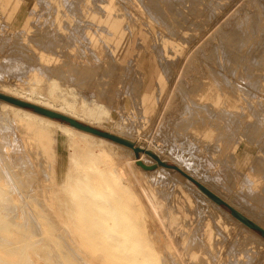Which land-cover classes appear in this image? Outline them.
Wrapping results in <instances>:
<instances>
[{
    "label": "rangeland",
    "instance_id": "rangeland-1",
    "mask_svg": "<svg viewBox=\"0 0 264 264\" xmlns=\"http://www.w3.org/2000/svg\"><path fill=\"white\" fill-rule=\"evenodd\" d=\"M46 1L47 0H42V2L40 4V0H37V1L36 0H21V1L20 0H0V25L2 24L4 26L3 29H1L2 25L0 26V33H1L0 35H2V36H4V35L6 36L7 35L8 36V34H10L13 31L15 33H17L18 31H16V30H18L19 27L20 28L22 27V25H20L21 22L24 19H28L30 21V24L27 27V28H29V30H28L27 33H25L26 34L25 37L28 39V38H30L33 35L35 26L36 27H38V25L40 26L41 25L40 22L43 21V23H42L43 26H40L41 29L43 30L44 27H45L44 25L47 26V24H48L49 27L53 30L52 31L53 33H51V34L55 35V39H59L58 40L59 44H58L57 40H56V44L60 45V46L57 45L58 47L56 46L57 47V55H55V56H50V55L44 53L43 50H41V49L38 50V53L42 56V59H40V60H39V58L36 59L37 60L36 64L38 63V65H37L38 67L41 65L40 69L37 68V66L35 68H33L34 67L33 65H30L29 63H27V61H24V60H23V62H24L25 65L22 64V63H20L21 65L20 64L18 65V63H16V58L15 57H10L11 55L9 56L8 53H5V52H7L6 50L3 51V52L0 51V100L2 102L4 101L5 103L20 107V108H22L24 110H28L30 112H33V113H36V114H39V115H43V116H48V115H46L45 113L41 112L40 110H46V111L54 113V114H56L58 116H62L64 118H66V119H70V120L74 121L75 123H77V124H79V125H81L83 127L89 128L91 130H86L84 128L77 127L76 125H74V124H72V123H70L67 120H64L62 118H56V117L48 116V117H50L51 119L57 121L60 124L77 127L79 129L87 131V132H89V133H91V134H93L95 136H98V137H101V138H105V139H107L109 141H113V142H116L118 144L126 146V147H122L121 149H119V147L117 145H114V144L111 145L110 144L108 146V148L110 147L111 150H112L111 157H112V159L114 161H116L118 159H119L118 161H123L124 159L127 160V158H130V160L131 159L134 160V164H136V165H134V164L133 165L136 166V167L138 166L137 167L138 169L136 168L135 171L139 172L141 174V176H138V178L136 180L134 179V176L131 175V174H129L127 176L128 180H126L124 178H121V177H124L123 175L121 177H119L118 179H116V180L112 178V180L109 181L108 186L113 187L114 188L113 189L114 192L122 198V204H123L122 210H123L124 214L127 213L126 218L129 217L128 218L129 219V223L128 224L130 225V227H128V230L134 232L133 233L134 235L132 237H128V239H126L128 241L127 245L128 246L130 245V247H132L134 244L138 243V247L140 246L141 249H136L135 250L136 247H134L133 249L132 248L128 249V251L126 250L127 252L125 250H123V251L118 250L114 254H112L113 256L112 255L111 256H107V260L111 264H115V263L116 264H137V262L136 263H130V262H135V260L139 261L140 258L147 257L146 264H154V263L155 264H162V263H160L162 261L166 262L168 264H172L173 262H175V263L177 262L176 264H178V262H180V264H183V261L186 262L184 264H195L196 262H198V264H199V261L201 262L200 264H206V263L207 264H212V263L213 264H229V263L233 264L231 261L228 262V259L230 260L229 257H225L226 256V251H228L229 243L231 241L235 240L236 237H237V240L240 239L238 233L242 232V230L239 229V228H238L239 229L238 230L237 228L232 227V226H230L229 223H227V224H229L227 227H229V226L230 227L229 228H227V227L226 228H222L221 229L222 231L220 233H222V232L223 233L222 234H216L217 231L214 229L213 224L210 221H205V222L209 223V225L207 223L203 222L202 223L203 228H202V226L200 228L199 224H197V218H196L195 214L193 212L191 214V212L188 209L186 211V206H187V204L189 202H191V203L195 202L197 205H200V204L203 205L204 204L205 208L210 209L209 211H212V212L216 213L218 216L222 215L221 216L222 219H220V222H219L220 224L219 225L222 224L221 223L222 221L228 222L227 220L232 215L233 216V217H231L232 219L235 217L240 222H242L244 225H246L249 229L254 231L255 234H254V232L252 234H254V236L256 238H258V236L259 237L261 236L264 239V229L261 228L258 225V224H261V223L258 222V220L256 221V219H254L252 216L246 215V213H244L240 209H239V212H238V209H235L234 207L232 208L231 206H229L224 201L218 202V201L214 200L207 192H205L203 190V188L206 189L208 192H210V193L214 194L215 196H217L214 193V191H213L214 189L212 190V188H210V187H209L210 189H207L206 187H203L196 179L191 178V177H189L186 174H183V172L179 169L180 161L184 160L187 163L190 161V163L193 164V166H196V170H194V171L201 178V181H202L204 176H209V177H214V178L216 177L217 178L219 176L218 174H220V176H222V177L223 176L224 177H226V176L228 177L229 176L228 178H230V179H228V182H231V183L233 182L232 184H234V183L236 184L237 181L240 182V180H241L240 183H242V179H241L242 177L241 178L240 177L237 178V176L234 175V173L232 175L233 170H231L232 168L229 166V163L227 164V161L224 159V157L221 156L220 157L221 160L219 159V156H220L219 155L220 154L219 150L221 148V145H219L218 142H219V139H223L224 137H225L224 139H230V138L231 139H235L236 138L237 140H239V139L245 140L246 139V141L242 142L241 151L238 150L239 149L238 147H232V148L228 147L229 149H228V151H226L228 153L229 150L231 149L230 153L233 151L235 153V155H238V154L240 155L241 161L244 162V164H243V166L241 168L242 171L245 172L246 169H247V171L252 170V169H250L251 166L247 167L245 165L246 162L249 160V158H252L253 156H256V155L264 157V152H262V151H264L263 150L264 146L262 147L261 143L257 144V143L253 142V141H256L255 136L252 139V136L256 132V130H257V133H255V134H258V131L260 130L258 128V125L260 123L258 124V122H256V117H258V113L260 112V109L262 110V107H261L262 104H260V103H262V102L264 103V65H262V64H264V60H263L264 59V50H262V49H264V46H263V44H264L263 40L264 39H262V38H264V33H262L264 31V29H263L264 28L263 27L264 24H262V23H264L263 22L264 21V15H263V18H262L263 20L261 18L258 19L257 16H256L257 12L259 14V11H260L261 8L264 10V7H263L264 6V0H220V1L219 0H214V2H212L213 1L212 0L211 2L213 3L212 4L213 8H212L211 5L210 6L207 5L206 0H204L205 2L203 0L199 1V2L197 0H186V2L188 1L189 3L183 4L184 8H185V5L188 7V9H189V7L199 5V6H197L199 9L198 8L195 9L196 7L190 8V10L188 12H187V10H188L187 8L184 9V8H182V5H180V3H177V5H179V6L178 7L176 6L174 8H176V10H177V9H180V6H181V9L183 10V12L186 10V12H185L186 15H189V18H187V19H190L189 20L190 22L192 21L191 19H193L192 22H194V20L196 19L195 20L196 24L195 23L193 24L191 22L192 25L187 20V22H186L187 26H188L187 30H186L187 26H185L186 23L185 24L182 23L181 26L184 24L185 29H183V26H182L181 28L183 30L179 29L180 32L178 31L179 32L178 35H177V32H175L176 30H173L175 32V34H173L174 32L169 31V28L166 30L167 26L162 27L163 24H159L157 22L155 24V21L153 20L154 21L153 22L152 19L149 18V15L146 14L147 11H145L146 10V9H144L145 7L142 8L143 5H141L142 6L141 7L139 5L140 2L137 1V0H135V1L133 0L134 2H132V0L131 1L129 0L130 2L129 1H125V0H120V1L117 0L118 2L116 0H101L102 1L101 2L99 0L100 4H99L98 0H97L98 3L96 2V0L95 1L94 0H85L86 1L85 3H83L84 1L83 2L81 1L83 3V4L81 3V7H82L81 11H82L83 14L80 12L82 14L83 19L85 17V21L81 19V23L79 22L82 26L78 23V27L80 29V32H73L72 33V31H71L72 35L75 36V37L70 35L71 34L70 33L71 29L70 30L66 29L65 31L63 30V29H65L64 26H63L64 25L63 22L65 21L66 16H65V14H61L60 13V11L62 9H61V6L59 5V0H48L49 3H50V9L49 8L48 9L50 11L46 10V7L44 8ZM73 1H75V0H73ZM92 1L94 3L96 2L97 4L95 3V5H94ZM123 1H124V3H123ZM144 1H146V0H144ZM144 1H143V3L145 4ZM258 1H260L259 3L261 4V6L258 3ZM146 2L148 3L149 0H147ZM196 2H198V4H196ZM200 2H201V4L204 2L203 3L204 5L203 4L201 5ZM36 3H39V4H36ZM115 3H117V4H115ZM119 3H120V7L118 6ZM131 3H134V4H131ZM193 3H195V4L193 5ZM205 3H206V5H205ZM121 4H122V6L124 8L121 6ZM256 4H257V6H255ZM39 5H40V7H39ZM132 5L133 6L136 5V6L133 7ZM258 5H259V7H258ZM52 6H53V8H51ZM97 6H98V9H97ZM56 7H57V10L55 9ZM86 7H87V10L85 9ZM91 7H93V8H91ZM95 7H96V9H95ZM203 7L205 9L208 7V9L205 10ZM214 7H215V9H214ZM234 7L236 8V10H235ZM119 8H122V9H119ZM174 8H172V10H173V11L171 10L172 12H174V10H175ZM200 8H202L204 11L202 9H200ZM101 9H103V11ZM124 9H126V11ZM255 9L256 10L258 9L257 12L255 11ZM52 10H53V13H54L53 14L54 17L57 18V21H58L57 24L59 23L58 25H60L61 27L58 26L57 24H55V25L53 24L54 21H52V19H54V17L52 16V13H51ZM54 10L57 11V12H55ZM120 10L123 11V12H121ZM136 10H137V12H136ZM138 10L140 11V13H142L141 15H140V13H138L139 12ZM176 10H175V12L177 13L178 11H176ZM193 10H195V11L193 12ZM201 10L203 11L204 14L202 13ZM48 11H49V15L47 14ZM249 11H251V12H249ZM126 12L129 13L130 17L132 15V20L134 19L133 21L130 20L131 18H129L128 15L124 14ZM210 12L212 13V16H211ZM252 12H255V13H252ZM65 13H67V12L65 11ZM191 13L194 15L195 19H194L193 16H192L193 18L190 16ZM196 13H199L200 15L198 14V16H197ZM260 14H261V12H260ZM260 14L258 16H260ZM248 15H251L252 17H255L257 19L252 18L251 16H248ZM64 17H65V19H63ZM71 17H73V16H71ZM239 17L243 20V22H241V19ZM246 17H248L247 20H246ZM260 17H262V16H260ZM40 18L42 20H40ZM43 18H45V20H47V19L48 20L44 22ZM19 19H20V22L16 23ZM38 19L40 20V22H39ZM137 19L138 20L140 19L141 21H138ZM237 19L239 20L238 22H237ZM248 19L251 20V23H253L252 22L253 19H255L257 21H260V20H262V21H261V23L257 22V23H254L253 25H251L250 22H249L250 20L248 21ZM135 20H136V22H135ZM244 20H246L245 22L248 21L249 24H247L245 26L244 25L245 24ZM61 21H63L62 25H61ZM75 21H76V19H75ZM82 21H84V22H82ZM86 21H87V23L89 22L90 24L85 25ZM130 21H131V23H130ZM31 22H33L32 25H31ZM132 22H135V23L132 24ZM234 22H236V23H234ZM239 22L243 23V25H240ZM7 23L9 25H7ZM188 23L191 25V28L189 27ZM72 24H75L74 20L72 21ZM127 24L129 26H127ZM147 24H148V29H146L147 28ZM236 24H237V26H236ZM257 24L261 25L259 27H261L263 29V31L261 30L262 32L259 31L261 28H258L257 29L258 33H257V30H256V27H257L256 25ZM84 26H87V28H83ZM250 26H252V28ZM62 27H63V29H62ZM104 27L107 28V29H111V31H113V34L115 35V42L114 43L122 50V51L120 50L121 51V55H119V56L116 55V57L122 63H124L125 60L128 57L131 56L132 52L139 53V55H141V58L138 59V60L136 58L133 68H135V70L136 69L139 70L141 72V74H143V75H141L142 78H143V81H145L147 78H150V80H147L146 85H144V82H142L143 84L140 85L141 87H139V88L137 87L131 93H129V94L126 93L123 96L120 95L121 99H119V98H117L115 96H112L114 101H113V99H111V100L109 99L108 100L105 97H103V99H102L103 95H101V94H100L101 95L100 99H102V100H100V99L98 100L99 94L96 93L93 89L91 90L88 86H85V84L84 85L82 84L83 87L85 86L83 88L80 84L77 85L76 83L74 84V83H68V82H65V81L58 80L53 74H50V72L47 73V71L44 70V68H46V67L63 64V60L65 59L64 61H66V58L63 56V54L68 51V49H66V48H69V47L71 48V50L69 49V52L73 53V56L71 54V56H70L71 59H69V61L80 62V64L82 66H83V63H84V65L87 66L88 64H90L89 63L90 60L93 59L91 62L99 64L101 60L98 61L97 59L92 58L91 55L89 56V53H88V50H87L88 48H86V47H88L87 44L89 42H87V39H83L84 37L81 36L82 34L81 35H79V34L81 32L83 33V31H84L83 34H85V35L87 34L86 36H88L90 41L93 42V46H95V44L96 45L98 44L97 45V50L100 51V49L103 50L102 46H105V45L106 46H110L109 45L110 42L107 41L108 38H107L106 32L101 31V30H103ZM131 27H132V29H131ZM59 28L61 30L62 36H61V34L59 35V33H58L60 30H57V29H59ZM4 29L8 33L7 32L6 33L3 32V31H5ZM9 29H13V30L10 31ZM95 29H96V31H95ZM153 29H154V31H153ZM219 29H221L220 32H223V34L225 33L224 35H225L226 39L225 38L224 39L226 41L228 40L227 37H229V39H230V37L232 35H235L237 33H241V34H237L238 37H240V36H242L243 33L245 34V31H247V34H249V36L247 34H245L244 37L242 36L244 38V41H242L243 38L240 37L241 39L237 42V45H236V42H234L235 43L234 44L233 41H231V39H230V40L227 41V42H229V44L226 43L227 44L226 45V44H224L226 41H223V39H221V41H220V39H219V38H221L220 36H222V35H218V34L216 35L217 32L219 33ZM54 30L56 31V33H55ZM66 31H69V32L66 33ZM164 31H166V32H164ZM185 31L187 32L186 34H185ZM234 31H236V32L239 31V32L236 33ZM255 31H256V33H254ZM62 32L66 33V37H64L65 33L63 34ZM94 32H96V33L94 34ZM132 32H133L134 35H132ZM169 32H171V36H170ZM138 33H139V36H138ZM226 33H227V35H226ZM261 33L263 35L260 38L259 36H257V34L260 35ZM30 34H31V36H30ZM172 34L175 35V37H173ZM182 35L184 36V39L182 38ZM2 36H0V38H2ZM69 36L71 38L72 37L73 38L69 39L70 38ZM151 36H152V38H151ZM246 36H247V40L245 39ZM138 37L141 38V41L139 40ZM179 37L181 38V40L179 39ZM14 38L15 37L13 35L11 37V41H13L12 39H14ZM65 38L68 39V40L65 41L66 40ZM74 38H76L75 41H73ZM155 38H156V40L153 41V39H155ZM60 39H62V40H60ZM63 39H64V41H63ZM77 39L80 40V41H76ZM98 39H99L100 42L97 41ZM182 40L184 42H182ZM60 41H62V42L60 43ZM158 41H160V42H158ZM28 42H29V39H28ZM64 42H66L67 44L71 42V43H73V45H76L75 42H78V43H77L76 46H73L70 43V45H71L70 46V45H67L66 43L64 44ZM83 42H84V44H83ZM142 42L145 44L144 46H143ZM262 42H263V44H262ZM62 43L64 45L69 46V47L66 46L61 51V45H63ZM80 43H82L83 45L80 44ZM137 43L141 44V46H140V44H139V46H137L138 48L140 47L139 49L136 47ZM29 44L31 45V47L34 46L31 42ZM134 44H135V46H134ZM155 44L157 46H159V45L163 46V48L165 50L164 51V56L171 63V64L169 63V67L170 68L168 66H167L168 68L166 67V65H167L166 63L164 65H161V66L157 65L158 58L156 57V55H157L156 50L155 49L150 50L153 46H156ZM233 44L236 45L235 49H237L238 47H240L241 49L238 48L237 50H235L234 47H233ZM240 44H242V45H240ZM218 45H219L220 48L218 47ZM222 45L225 46V47L227 46V47L226 48L225 47L221 48ZM80 46L82 47L81 48L82 51H80ZM229 46L230 47L232 46V48L234 49L235 52L233 50H231ZM134 47H136L137 49L134 50ZM168 47H169V49H168ZM213 47L216 48V49L214 50ZM243 47H246L247 49L249 48L250 50L249 49L247 50L246 48H243ZM33 48H35V46ZM76 48H77V50H76ZM141 48H145L148 51L150 50L152 53L148 52L149 55H146L147 51L144 50V53H143V49H142V51L140 50ZM224 48L226 50L223 51ZM228 48H229V50H228ZM111 49L114 50L112 47H111ZM59 50H60V53H59ZM216 50H219L220 54H222V55H220L219 52L217 53ZM230 50H231V52L233 51V53H231L232 56L231 55L230 56L234 57L233 58L234 60L236 58L235 61L228 54V52ZM238 50L239 51H243L242 52L243 54H241V52L239 53ZM78 51L79 52H83L85 55H82V56H84V57L86 56V57L85 58L81 57L82 58L81 59L80 58L81 55L78 56ZM248 51L250 52V54H249ZM225 52H227V54ZM246 52H248V55H247ZM215 53L218 54L217 56H219V58L215 55ZM234 53H235L236 56L234 55ZM223 54H224V56H223ZM239 54H240L241 57H239ZM6 55L10 58V60H8V58H6L7 57ZM214 55H215V57L218 58L217 60L214 58ZM242 55H245V56L243 57ZM59 56H61L62 58L59 57ZM226 56H228L227 59H229V60H230V58L232 59L230 61V63H229V60L224 59ZM248 56H250L251 59H249ZM211 57H212V59H211ZM87 58H89V59H87ZM153 58L156 60L155 61L156 64H155ZM206 58L207 59L209 58V60H207ZM237 58H240V61ZM241 58H242V60H241ZM106 59L108 60V57H106V58L103 57L102 58V60H103L102 61L103 62L102 67H104L106 65L105 64L106 63V61H105ZM134 59H135V57H134ZM210 59L213 62H214L213 59H215V61L219 60L221 63H222L223 60H225L226 63H224V61H223V63L225 64L226 68L224 67V65H222L223 63L220 64L219 61L216 62V63L214 62L215 63V65H214V63L211 62ZM245 59H246V61L248 63H246L244 61ZM176 60H177V62H176ZM193 60H195V61L197 60V62H195ZM203 61H205V62H203ZM208 61L210 62V64H209ZM26 63H27V65H26ZM174 63H176V66H175ZM205 63H206L207 66H210V69L212 67L213 70L212 69L211 70L213 72H215V74H216V71L214 69L219 71L222 75L226 76V77L225 76L223 77V78L227 79V82H224L226 84L222 83L224 81L223 78H221V77L218 78L217 75L215 77L216 79L217 78L220 79V80L222 79L221 81L219 80L220 83L224 84L223 86L221 85L222 87L220 86V84L218 85L219 82H218V80H216L214 78V76L210 77V79L213 78V80L211 79L212 81H208V82H212L211 85L213 87H215L216 86L215 83L217 81V85L218 86L216 87V89H218V87L220 89L223 88V89H221L223 92L221 91V93H219L220 89H218L217 91L214 92V95H212V97L215 100L216 99L215 96L216 97L220 96V98L222 96V98L224 99L223 102H225V100H226L225 107L227 105L229 106V104H230V106L228 107L230 109H228L226 107V109H228L227 111H226V109H223L224 112H220V110L216 111L211 106H210L211 109L209 108V110L211 111L212 109H214V110H212V111H215L214 113H212V111L210 113H208L207 112V111H209L208 109L206 111L202 109L203 106H205L207 103L211 104V102H214L213 100L212 101H207V100L203 99L204 94H205L204 93L205 92L204 89H199L198 90V89H194V87H193L194 85L197 84L196 80L194 81V79L203 78L204 82H205V80H207L208 74L203 71V68H201V66H203V64L205 65ZM211 63L213 64V66H211ZM81 65H80V67H81ZM171 65H173L174 67L171 66ZM85 66H83V67H85ZM162 66H163V69H162ZM177 66H179V67H177ZM197 66H198V68H197ZM254 66H255V68H254ZM13 67H16V68H13ZM83 67H81V68H83ZM234 67H235L236 70H234ZM166 68L168 70L170 69L169 70L170 72ZM186 68H187V70H186ZM200 68H201V70H200ZM232 68L235 71V72L234 71L233 72L236 73V74H234L232 71L231 72L233 74L230 73V70H232ZM120 69L121 68H119V69L117 68L116 69V73H118V75L119 74L120 75H119V78H118V75L116 74L117 75L116 76L117 79L115 78V80H118V79L121 80V77L123 75L127 74V73H128V75H126L127 76V80L128 79H130V80L133 79V75H132L133 72L129 73V72H127V70L125 68H123L124 71H123V69L122 70H120ZM42 70H44V71H42ZM254 70L255 71L258 70V71L256 73H253ZM120 71L121 72L123 71L122 72L123 74H121ZM164 71H166V72H164ZM124 72H125V74H124ZM204 73H206L207 75H204ZM166 74H168L167 78L165 77ZM129 75H130V77H129ZM231 75H233V77ZM38 77H39V79H38ZM248 78H250V79H248ZM257 79H259L260 81L259 80L257 81ZM130 80H128V81H130ZM229 80L230 81L232 80V81L229 82ZM181 81H184V82H181ZM249 81H251V82H249ZM233 82H236V83H234V85H235V87L238 86V88H234ZM116 83L119 84V80ZM213 83H214V85H213ZM236 84H238V85H236ZM162 85H164V86L161 87ZM227 85H228V87L230 89L227 88ZM230 85H232L233 87H231ZM239 85H240V88H242V89L239 88ZM28 86L30 87L31 91H29V88H27ZM120 86L121 85L119 84V87ZM31 87H33L34 89H38L39 88V92L42 93V95L44 94V92L45 93H53L54 94V99L51 102L53 107H50V106L46 105L45 98L42 97L41 94H39V95L38 94L37 95L33 94V92H32L33 88L31 89ZM154 87H155L154 94H153L154 102L152 104H150V105L148 104V106H146V107L143 106L141 104L140 100L139 101L137 100L138 95L144 89H145V91H149L152 88L154 89ZM191 87H192V89H191ZM244 88H245V93L246 94L243 93V91H244L243 89ZM236 89H237V91L243 90L241 92L244 95H247L248 92H249L248 96L249 97L252 96V97L249 98L248 96L247 97L244 96L245 98L243 99L242 98L243 95H241L240 92H237ZM196 90H198V91H196ZM229 90H233V91H229ZM248 90L251 91L252 95H251L250 91H248ZM179 91H180V93H179ZM190 91H191L192 94L190 93ZM230 92H231V94H230ZM233 92H234V94L237 97L233 94ZM235 92L239 93V95L236 94ZM184 93H186V94H184ZM96 94H97V96H96ZM256 94H257V96H256ZM234 96L236 97V99H235ZM239 96H241V97H239ZM118 97H119V95H118ZM135 97H136V99L134 100ZM188 97H190V98H188ZM232 98H234L233 101H232ZM238 98L242 99L243 103H242V100L240 101ZM96 99L98 101H96ZM192 99L193 100H197V101H195L196 103ZM246 99H247L248 103L245 102ZM32 100L34 101V103L40 104V106L41 105L42 106L40 107L39 105H35L34 103H32L33 102ZM186 100H187V102L185 103ZM203 100H204V102H203ZM229 100H231L232 102L228 104ZM116 101H118L119 103L116 102ZM70 102H72V103H70ZM75 102H76V104H75ZM68 103H70V104H72L74 106L76 105L75 107L78 109V111H73V112L76 113V115L71 113L72 111L67 107ZM188 103H190L191 105H189ZM192 103H193V105L195 104V106L200 104L199 105L201 107L200 109H202L201 112H200L199 107H197V106H196L197 108L194 107L196 110H194V108H193V111H195L197 113L199 112V114L194 112V115H193L191 113L192 112V107H193ZM201 104L202 105L205 104V105L201 106ZM248 104H250V105H248ZM79 105H82V106L79 107ZM134 105H136V106H134ZM231 106L232 107L234 106V108H231ZM48 107L52 108V109L49 110ZM60 107L61 108H65V111L61 110ZM134 107H136V110H135ZM187 107H191V108L187 109ZM235 107H239L238 110H237V108L235 109ZM250 107H251V109H250ZM259 107H261V108H259ZM87 108H90L89 110L92 109V115H95V116H89V114H91L90 113L91 111L88 113V115L85 114L83 111H85V109H87ZM132 109H134V110H132ZM138 109H140V110H138ZM256 109H257V112L259 111L258 113L256 112ZM140 111H141V113H140ZM239 111H241L240 114H239ZM254 111L257 114H255ZM203 112H204V114H202ZM227 112L229 114H231V115L229 116V114ZM222 113L224 114L223 116H222ZM234 113L236 115L238 114L239 117H240V115L242 113V115H241L242 117L239 118L238 120L235 119L236 121L234 119L232 120L231 117H232V115L234 117V115H235ZM251 113H254V114L252 115ZM186 114L189 115L188 116L189 118L186 117ZM207 114L208 115L210 114L211 116L209 115L210 117H208ZM227 114H228V116H227ZM243 114L245 116H243ZM246 114L247 115L249 114L248 118L246 117L247 116ZM196 115H198L199 117H197ZM203 115H205L207 117H205ZM212 115H213V117H212ZM254 115H257V116L254 117ZM192 116H194V117H192ZM219 116H221V117L219 118ZM226 116L229 117L228 120L230 119L229 120L230 122L232 121L231 124H229L230 123L229 122L228 125L231 126L232 123H233V125L230 127V129H229V126L227 127L228 120L226 119L227 118ZM250 116H252V118H250V120H249ZM202 117H204L203 120H202ZM244 117H246L245 120L243 119ZM182 118L186 119L185 120V124L186 125L184 124ZM191 118L192 119L195 118L196 122L192 121ZM224 119H226V121ZM168 120H169V122H168ZM187 120L188 121L190 120L189 124L187 123L188 122ZM222 120H224V122ZM233 121H235V124H234ZM253 121H255V122H253ZM257 121L260 122L259 119ZM91 123H93V124L91 125ZM203 123H205L206 125L203 124ZM236 123H238V124H236ZM210 124H211V126H209ZM214 124H215V126H214ZM219 124L221 125V128L219 127L220 126ZM223 124H225V125H223ZM176 125H179V126L177 127ZM181 125H183V126L180 127ZM184 125H185V128H184ZM190 125H191V127H189ZM197 125H200L202 128L200 126L197 127ZM212 126H214V127H212ZM211 127L215 128V130H212ZM223 127L224 128L226 127V129H224ZM196 128L199 129V130L196 131L195 130ZM208 128H209V133L210 134H208V131H207ZM238 128H239V130H238ZM249 128H250V130H249ZM182 129H183V131H182ZM201 129H203L204 131L201 132ZM225 130H227L225 132V134H228V135H225L223 133ZM247 130L250 131V132H247ZM176 131H177V133H176ZM185 131H186L187 135H186ZM178 132H180V134H178ZM189 132L192 133L189 136L192 137V138L194 137V139H192V138L190 139L189 138V140H186L188 138L187 137L188 134H190ZM206 132H207L208 135L207 134L205 135ZM213 132H214V134H213ZM236 132H238V133H236ZM246 132H247L248 135L251 134V135H249V136H251L250 138H248ZM201 133H203V136H202ZM220 133H223V134H220ZM230 133H232V134L229 135ZM240 133L243 136L240 135ZM233 134H234V136H233ZM182 135L184 137H182ZM244 136H246L247 138H245ZM233 137H235V138H233ZM256 138H257V136H256ZM67 139H68V141H67ZM185 140L188 141V142H186ZM195 140H197V142ZM201 140L203 142H201ZM215 140L217 142H215ZM184 142H185V145H184ZM251 142H253V143H251ZM189 143L191 145H188ZM213 143H215V145H213ZM69 144H70V141H69L68 136L65 135L64 133L62 134V132L58 131V133L56 134V140H55V142L53 144L54 147H55L54 149L56 150V157H55V161L56 162H55V165H56V174L58 176H59L60 170H61L60 167L63 168V170H61V171L63 172V174H65L66 173L65 171H67V168H68L69 164L71 163V161H69V160H70V155L73 152V148H71L69 146ZM259 145H260V147H259ZM135 146H136V149H134ZM191 146L192 147L193 146H196V147L199 146L198 147L199 149H197L195 147L193 149ZM215 146L216 147L217 146L220 147L219 150ZM127 149H130V150H127ZM215 149H217L218 153L216 152ZM148 150L154 151L155 154H151V152H149ZM260 150H262V151H260ZM212 151L214 153H212ZM143 154L146 155V156H144ZM247 154L248 155L250 154V155L248 156ZM141 155H143V157ZM120 156L121 157L123 156L122 160H121ZM179 156H180V160L177 159V158H179ZM181 156H182V158H181ZM136 158H137V160H136ZM144 158H145V160H144ZM83 160H82L83 163H86V160L85 159H83ZM177 160H178V162H177ZM184 161H182V162H184ZM228 161H230V159ZM123 162H125V161H123ZM221 163L223 164V166H221L222 165ZM257 164H258V166H257ZM259 164H260V162L255 164L256 168H259L258 170H260L262 168L261 166L263 165L262 163L260 164L261 166ZM226 165H227V167L229 169L227 167H225ZM124 166H125V163H124ZM229 170L231 171L230 172L231 174L228 173ZM146 172H148V173H146ZM176 172L181 173L188 180L184 181L183 185H180V186L175 185L174 187H173V185L170 186L169 189L170 190L173 189L171 191L172 192V197H171L172 199L168 201V199L165 196H164V198L160 197L162 195V193H163L162 190H164V189L162 188L161 183L154 184L155 183L154 182V178L156 176L157 177L155 179L159 178L158 175H163V177L165 175L164 178L166 179V176L168 175L167 176L168 179L170 177H171L170 180L173 179V180H171L172 182L170 181L171 182L170 184H172L173 182L177 183V181H174V180H176ZM226 172L228 173V175H227ZM143 173H144V175H143ZM85 175L86 176L89 175V177L91 179H93L95 177L94 176L95 174H93L92 172H88L86 169H83V171L81 172L79 177L82 178ZM142 175H143V177H142ZM212 175H214V176H212ZM230 175H232V176L230 177ZM153 176H155V177L153 178ZM235 176H236L237 179H235ZM239 178H240V180H239ZM129 180H131V181H129ZM231 180H233V181H231ZM136 181H139L137 186L135 184V183H137ZM139 183H140V185H139ZM189 183H191V184H189ZM143 190L149 196L148 197L149 201L146 200L147 198H145V196L143 195ZM184 190L188 194L185 193ZM260 197H262V196H260ZM205 198H206L207 201L205 200ZM218 198H220V197H218ZM256 198H257V200H259V198L257 196H256ZM164 199H165V201H164ZM208 199H210V200H208ZM203 200H205V201H203ZM15 203L18 204L19 201L16 200ZM263 204H264V201H263ZM207 205H208V207H207ZM34 207L36 209L38 208L36 206H34ZM166 214H167L168 217L165 216ZM228 214H229V216H228ZM223 216H225V217H223ZM195 219H196V221H195ZM148 220H149V222H148ZM150 223H151V225H150ZM164 223H165V225H163V226H164V228L166 230H162V228H161V224H164ZM101 224H103V222H101ZM152 226L154 228L156 227V229H157L155 231L156 234L153 231L155 229ZM196 226H198V227L196 228ZM262 226H264V225H262ZM48 227L44 225V230H43V234L44 235H46L49 232V230L51 231V229H48ZM194 228H196V229H194ZM198 228H200V229H198ZM197 229H198V233H196L197 234V236H196L195 235V230H197ZM193 230H194V232H193ZM200 230H202V231H200ZM229 230L232 231V232H230ZM160 231H161V234H162L163 231H167V232H163V234L161 235ZM207 231L209 233H211L212 236H213L212 241H209V243L208 242L205 243L206 239L203 236V234H205V233L207 234ZM201 232H203V233H201ZM153 233L155 234V237H154ZM217 233H219V232H217ZM236 233H237V235H236ZM165 235H167V236L165 237ZM194 235L197 238L195 237V239H193ZM198 235H202L203 236V238L205 239L204 242L202 240L203 239L202 236H200L201 237L200 238ZM223 235L225 237L228 236L229 240H231V241H228L227 239L225 240V237ZM232 235L235 237L234 239H233ZM221 236H223V237H221ZM171 237H172V241H171ZM191 237H192L193 240L191 239ZM134 238H135V240H134ZM160 238H162V240ZM244 238H246V236ZM132 239H133V241H132ZM196 239H198V240H196ZM129 240L131 241V243L129 242ZM188 240H189L190 244H189ZM194 240H195V242L196 241L198 242V243L196 242V245H194L195 243H193ZM222 240H224V241H222ZM240 240H242V238ZM251 240H249V239H248V241L246 240L247 243H251V245L249 246V249H251L253 247L252 250L256 249L257 251L261 252L260 254H262V252H264V245L258 244L257 241L255 239H253V238ZM199 241H201V242H199ZM221 241H222V243H224L223 245H222ZM215 242L216 243L217 242L220 243V246L216 245ZM191 243L193 245L190 247ZM208 244H209V246H208ZM99 245H101L102 247H108L109 246L108 243H104V242H101V244L99 243ZM103 245H105V246H103ZM173 245H175V247L177 249L174 248ZM203 245H206L208 248H205L206 246H203ZM255 245H257V246H255ZM181 247H182V249H181ZM187 247H188V250H190V251H191L192 248H194V249L190 252V251L187 250ZM198 248H200V252L196 251V250H199ZM218 248L220 249V252L217 251V250H219ZM179 249H180V252H179ZM184 249H186L187 251L185 252ZM165 250H167V251L164 252ZM175 250H178V252H176ZM183 250H184V252H183ZM129 251H131V252H129ZM124 252H125V255H124ZM207 252H209V253H207ZM218 252H219V254L217 256L216 254ZM186 253H188V254H186ZM0 254L4 255V251L1 250ZM164 254L165 255L167 254V257ZM178 254H180L179 257H178ZM206 254H208V255H206ZM161 255L163 257H161ZM187 255H189V256H187ZM241 255L239 256V259L242 260L245 263H246V261L248 262V260H246L245 256L244 255L241 256ZM168 256L169 257L171 256L170 257V262H169V260H167V259H169ZM201 256H203V258H200ZM215 256L217 257V258H215L216 260H214ZM187 257H189V259H187ZM161 258H163L162 261H161ZM173 258H175L174 259L175 261L173 260ZM179 258L181 260L182 259L183 260L179 261ZM211 258H212V260H211ZM262 259H264L263 256L257 258L252 264H255V263H257V264H260V263L262 264L263 263L264 264V262H262L263 261ZM113 260H114V262H113ZM123 260H125V261H123ZM129 260H130V262H128ZM175 263H173V264H175Z\"/></svg>",
    "mask_w": 264,
    "mask_h": 264
},
{
    "label": "bare ground",
    "instance_id": "bare-ground-1",
    "mask_svg": "<svg viewBox=\"0 0 264 264\" xmlns=\"http://www.w3.org/2000/svg\"><path fill=\"white\" fill-rule=\"evenodd\" d=\"M21 1V0H20ZM37 1V0H36ZM48 1V0H47ZM45 2V6L44 8L46 7V10H49L50 9V3L49 1L48 2ZM59 0V5L61 6V10L60 13L61 14H65L66 16V19L65 17L63 19H65V21H61V25H62V22H63V26L65 29H62L65 31L66 29H71L70 30V33L72 31L73 32H80V29L78 27V23L80 22L81 23V19L85 21V17L83 19L82 17V11H81V3H85L86 1L85 0ZM82 1V2H81ZM95 1V0H94ZM101 1V0H100ZM100 1L98 0L99 4H100ZM117 1V0H116ZM120 1V0H119ZM125 1H129V0H125ZM131 1V0H130ZM129 1V2H130ZM135 1V0H134ZM132 0V2H134ZM139 1V5H143L142 8L146 9L145 11H147L146 14L149 15V18L152 19V21L154 20L155 21V24L156 22L159 23V24H163L162 27H165L167 26L166 30L169 28V31H172L174 32L173 30H176L175 32H177V35L179 34V29L183 30L185 29L184 27V24L187 22H190L189 20L190 19H187L189 18V15H186V10L183 12V10L181 9V6H180V9H177L174 8V7H178L179 5H177V3H180V5H182V8H184L183 4L185 3H189L188 1L186 2V0H149V2L147 3L146 1L145 4L143 3L142 0H137ZM198 2L199 1H202V0H197ZM204 1V0H203ZM212 0H206V3L208 6H212V2H214V0L211 2ZM220 1V0H219ZM42 0H40V4H41ZM93 2V1H92ZM97 2V0H96ZM95 2V3H96ZM97 2V3H98ZM102 2V1H101ZM118 2V1H117ZM194 2V1H193ZM198 2H196V4H198ZM205 2V1H204ZM203 2V3H204ZM260 1H258L259 3ZM82 3V4H83ZM95 3L93 2V4L95 5ZM96 3V4H97ZM124 3V1H123ZM147 3V4H146ZM202 3V4H203ZM205 3V5H206ZM257 3V2H256ZM36 4H39V3H36ZM105 4V3H104ZM103 4V5H104ZM117 4V3H115ZM131 4H134V3H131ZM195 3H193L194 5ZM201 4V2H200ZM201 4V5H202ZM260 4V3H259ZM43 5V4H42ZM52 5V4H51ZM200 5V6H201ZM204 5V4H203ZM254 5V4H253ZM38 6V5H37ZM116 6V5H115ZM120 7V3L118 5ZM122 6V4H121ZM133 6V5H132ZM136 6V5H134ZM133 6V7H134ZM192 6V5H191ZM199 5H196V6H192V7H188L185 5V8H187V12L190 10V8H194L196 7L195 9H197ZM245 6V5H244ZM257 6V4L255 5ZM261 6V4H260ZM263 6V5H262ZM40 7V5H39ZM85 7V6H84ZM88 7V6H87ZM87 7L85 8L87 10ZM94 7V6H93ZM91 7V8H93ZM123 7V6H122ZM206 7V6H205ZM259 7V5H258ZM264 7V6H263ZM49 8V9H48ZM53 8V6L51 7ZM103 8V7H102ZM105 8V7H104ZM117 8V7H116ZM124 8V7H123ZM172 8H174L176 11H178L177 13H174L172 12ZM184 8V9H185ZM204 8V7H203ZM213 8V6H212ZM211 8V9H212ZM235 8V7H234ZM261 8V7H260ZM259 8V9H260ZM57 10V7L55 8ZM90 9V8H89ZM96 9V7H95ZM97 9H98V6H97ZM111 9V8H110ZM114 9V8H113ZM119 9H122V8H119ZM118 9V10H119ZM134 9V8H133ZM138 9V8H137ZM143 9V10H144ZM199 9V8H198ZM202 9V8H200ZM205 9V8H204ZM208 9V7L206 8ZM205 9V10H206ZM215 9V7H214ZM91 10V9H90ZM100 10V9H99ZM103 11V9H101ZM126 11V9H124ZM172 10V11H171ZM203 10V9H202ZM201 10V11H202ZM236 10V8H235ZM238 10V9H237ZM258 10V9H257ZM257 10L255 9V11L257 12ZM50 11V10H49ZM49 11L47 12V14L49 15ZM55 11V10H54ZM65 11L67 13H65ZM121 11V10H120ZM135 11V10H134ZM133 11V12H134ZM139 11V10H138ZM195 10H193L194 12ZM204 11V10H203ZM202 11V13H203ZM209 11V10H208ZM211 11V10H210ZM57 12V11H55ZM82 14H81V13ZM86 12V11H85ZM96 12V11H95ZM105 12V11H104ZM115 12V11H114ZM123 12V11H121ZM120 12V13H121ZM137 12V10H136ZM191 12V11H190ZM189 12V13H190ZM198 12V11H197ZM251 12V11H249ZM261 12V14H260ZM52 16L54 17V13H53V10H52ZM50 13V14H51ZM116 13V12H115ZM119 13V14H120ZM128 12L124 13L126 15L129 16V13L127 14ZM140 13V11L138 12ZM201 13V12H200ZM211 13V12H210ZM233 13V12H232ZM252 13H255V12H252ZM56 14V13H55ZM58 14V13H57ZM142 13H140L141 15ZM195 14V13H194ZM197 16L199 13H196ZM204 14V13H203ZM258 14V12H257ZM257 16V18H263V15H264V10L261 8L260 11H259V14L260 16ZM70 15V16H69ZM115 15V14H114ZM118 15V14H117ZM200 15V14H199ZM207 15V14H206ZM255 15V14H254ZM46 16V15H45ZM56 16V15H55ZM73 16V17H71ZM116 16V15H115ZM147 16V15H146ZM190 16L194 17V15L191 13ZM205 16V15H204ZM211 16H212V13H211ZM248 16H251V15H248ZM51 17V16H50ZM49 17V18H50ZM127 17V16H126ZM192 17V18H193ZM210 17V16H209ZM234 17V16H233ZM252 17V16H251ZM18 18V17H17ZM48 18V17H47ZM121 18V17H120ZM129 18H131L130 20H132V15L131 17L129 16ZM134 18V17H133ZM199 18V17H198ZM240 18V17H239ZM238 18V19H239ZM248 17H246V20H247ZM252 18H255V17H252ZM255 18V19H257ZM44 19V22L47 21ZM76 19V21H75ZM195 19V17H194ZM210 19V18H209ZM237 19V22L241 19L238 20ZM253 19L251 23V20L248 19V21L250 22L251 25H253L254 23H257V22H260L263 20H260V21H257ZM39 20V19H38ZM40 20H42L40 18ZM39 20V22H40ZM50 20V19H49ZM74 20L75 24H72V21ZM138 20V19H137ZM193 21V19H191ZM196 20V19H195ZM195 20L194 22H192L193 24L195 23ZM244 20V22L246 21ZM34 21V20H33ZM53 24H57V18L54 17V19H52ZM82 21V22H84ZM130 21V23H131ZM138 21H141L140 19ZM137 21V22H138ZM151 21V22H152ZM153 21V22H154ZM203 21V20H202ZM245 22V26L247 24H249V22ZM20 22V19L16 22V23H19ZM35 22V21H34ZM49 22V21H48ZM136 22V20H135ZM135 22H132L135 23ZM143 22V21H142ZM190 22V23H191ZM198 22V21H197ZM241 22H243V20L241 19ZM264 22V21H263ZM36 23V22H35ZM43 21L40 22V26H43ZM51 23V22H50ZM79 23V24H80ZM184 23L182 26H183V29L181 28V24ZM191 23V25H192ZM199 23V22H198ZM236 23V22H234ZM240 23V22H239ZM30 24V21L28 19H24L20 25H22V27L18 28V31L17 33H15L14 31L11 32L10 34H8V36L4 35H0L2 36V38H0V51L3 52V51H7L5 53H8L10 57H15L16 58V63H18V65L20 63L24 64L23 60L24 61H27V63H29L30 65H33L35 68L38 63L36 64L37 60L39 58L42 59V56L38 53V50H43L44 53L50 55V56H55L57 55V47L60 46L58 45L59 44V39H55V35H52L51 33H53L52 29L49 27V25L47 24L44 25V29L42 30L41 27L38 25V27L35 26V29H34V32H33V35L31 36L30 34V38L29 39V42H28V39L25 37V33L28 32L29 28H27ZM33 24V22H31V25ZM59 24V23H58ZM57 24V25H58ZM90 24L89 22L87 23L86 21V24L85 25H88ZM138 24V23H137ZM136 24V25H137ZM189 24V23H188ZM196 24V23H195ZM238 24V23H237ZM236 24V26H237ZM264 24V23H262ZM2 25V24H1ZM0 25V26H1ZM7 25H9L7 23ZM18 25V24H17ZM52 25V24H51ZM81 25V24H80ZM93 25V24H92ZM191 25L189 24V27L191 28ZM239 25V24H238ZM240 25H243V23H240ZM239 25V26H240ZM53 26V25H52ZM60 26V25H58ZM82 26V25H81ZM80 26V27H81ZM94 26V25H93ZM96 26V25H95ZM127 26H129L127 24ZM145 26V25H144ZM158 26V25H157ZM161 26V25H160ZM187 26V23L186 25ZM256 30L258 28H261L259 26L261 25H256ZM3 25L1 27V29H3ZM6 27V26H5ZM34 27V26H33ZM57 27V26H56ZM61 27V26H60ZM97 27V26H96ZM102 27V26H101ZM200 27V26H199ZM242 27V26H241ZM240 27V28H241ZM244 27V26H243ZM252 28V26H250ZM255 27V26H254ZM264 27V26H263ZM83 28H87V26H84ZM125 28V27H124ZM127 28V27H126ZM154 28V27H153ZM7 29V28H6ZM90 29V28H89ZM92 29V28H91ZM132 29V27H131ZM148 29V24H147V28ZM145 29V30H146ZM178 29V30H177ZM188 29V26L186 28V30ZM195 29V28H194ZM193 29V30H194ZM242 29V28H241ZM245 29V28H244ZM249 29V28H248ZM255 29V28H254ZM264 29V28H263ZM263 29L261 28L259 31H263ZM5 30V29H4ZM10 31H12L13 29H9ZM8 30V31H9ZM42 30V31H41ZM57 30H60L57 29ZM62 30V31H63ZM144 30V31H145ZM164 30V29H163ZM190 30V29H189ZM192 30V31H193ZM196 30V29H195ZM221 29H219V33L217 32L216 35H222L220 36L221 39H223V41H226V37H225V33L223 34V32H220ZM55 31V30H54ZM96 31V29H95ZM101 31H104L106 32L107 34V41L110 42V46H102V49L97 50V45L95 44V46H93V42L90 41L89 37L86 36L83 31V33L81 32L79 35H81L82 37H84L83 39H87V42H89L87 45L88 47H85L88 48V53H89V56L91 55L92 58H95L97 59L98 61H100L99 64H96L94 62H91L93 59L90 60V64H88L87 66L84 65L83 63V67L80 62H75V61H69V59H71V54L73 56V53L69 52V49L71 50V48L67 45H70V43H66L64 42V44L66 43L67 45H61V51L67 46L69 48H66L68 49V51L66 53H62L63 56L66 58V61L63 60V64L61 65H55V66H50V67H46L44 68L45 71L50 72V74H53L58 80H61V81H65V82H68V83H76L77 85L80 84L82 87L83 85L85 84V86H88L91 90L93 89L96 93L99 94V98L98 100L100 99V96H102V99L103 97L107 98L108 100L110 99H113L112 96H115L119 99L120 98V95L123 96L124 94L126 93H131L132 91H134V89H136L137 87H141L140 85L143 84L142 82H144V85H146V82L147 80H150V78H147L145 81H143V78L141 75V72L139 70H135L134 67V62L137 58L140 59L141 58V55H139V53H134L132 52L131 56L128 57L124 63H122L117 57L119 55H121V49L114 43L115 42V35L113 34V31H111V29H107V28H103V30ZM154 31V29H153ZM158 31V30H157ZM179 31V32H178ZM240 31V30H239ZM237 31V32H239ZM253 31V30H252ZM261 31V32H262ZM3 32H7L6 30L3 31ZM69 32V31H66V33ZM87 32V31H86ZM159 32V31H158ZM157 32V33H158ZM166 32V31H164ZM168 32V31H167ZM175 32L173 34H175ZM214 32V31H213ZM232 32V31H231ZM236 32V31H234ZM236 32V33H237ZM8 33V32H7ZM56 33V31H55ZM59 35L61 34V30L58 32ZM63 33V32H62ZM65 33V32H64ZM63 33V34H64ZM66 33H65V36L66 37ZM72 33L70 35H72ZM96 32H94L95 34ZM151 33V32H150ZM149 33V34H150ZM156 33V32H155ZM170 33V36H171V32ZM187 32L185 31V34ZM222 33V34H221ZM243 33V32H242ZM253 33V32H252ZM256 33V31L254 32ZM253 33V34H254ZM257 33H258V30H257ZM260 33V32H259ZM264 33V31L262 32ZM260 34L257 36H259L261 38V36L263 34ZM1 34V33H0ZM101 34V33H100ZM153 34V33H152ZM160 34V33H159ZM167 34V33H166ZM172 34V35H173ZM237 34H241V33H237ZM235 34V35H232L230 37L231 41L236 42V45H237V42L241 39L240 37H244L245 34H247V31H245V34L243 33L242 36L238 37V35ZM14 35V39H12L13 41H11V37ZM52 35V36H51ZM68 35V34H67ZM78 35V36H79ZM84 35V36H83ZM132 35L133 32H132ZM144 35V34H143ZM212 35V34H211ZM215 35V34H214ZM227 35V33H226ZM249 36V34H247ZM57 36V35H56ZM62 36V34H61ZM73 36V35H72ZM138 36H139V33H138ZM146 36V35H145ZM153 36V35H152ZM151 36V38H152ZM159 36V35H158ZM70 37V36H69ZM75 37V36H73ZM72 37V38H73ZM80 37V36H79ZM137 37V36H136ZM168 37V36H167ZM173 37H175V35H173ZM177 37V36H176ZM192 37V36H191ZM238 37V38H237ZM242 37V38H243ZM58 38V37H57ZM71 37L69 39H72ZM78 38V37H77ZM81 38V37H80ZM79 38V39H80ZM132 38V37H131ZM139 38V37H138ZM149 38V37H148ZM159 38V37H158ZM182 38L184 39V36L182 35ZM217 38V37H216ZM225 38V39H224ZM228 40L229 37H227ZM66 39V38H65ZM76 38H74L73 41H75ZM160 39V38H159ZM179 39L181 40V38L179 37ZM178 39V40H179ZM190 39V38H189ZM188 39V40H189ZM194 39V38H193ZM247 40V36L245 38ZM264 39V38H262ZM56 40L58 41V44H56ZM62 40V39H60ZM68 39H66L65 41H67ZM81 40V39H80ZM80 40H76V41H80ZM101 40V39H100ZM139 40L141 41V38H139ZM156 40L153 39V41ZM227 40V41H228ZM245 40V41H246ZM64 41V39H63ZM85 41V40H84ZM99 41V39L97 40ZM143 41V40H142ZM186 41V40H185ZM225 42L224 44L228 43L229 42ZM242 41H244V38L242 39ZM264 41V40H263ZM32 43L35 48L31 47V45L29 43ZM62 41H60L61 43ZM69 42V41H68ZM86 42V41H85ZM100 42V41H99ZM139 42V41H138ZM156 42V41H155ZM160 42V41H158ZM163 42V41H162ZM182 42H184L182 40ZM76 45L78 42H75ZM74 43V44H75ZM97 43V42H96ZM104 43V42H103ZM143 43V42H142ZM147 43V42H146ZM189 43V42H188ZM223 43V42H222ZM221 43V44H222ZM232 43V42H231ZM243 43V42H242ZM246 43V42H245ZM73 45V43H71ZM82 44V43H80ZM84 44V42H83ZM82 44V45H83ZM140 44V43H139ZM139 44L137 43L136 47L139 46ZM154 44V43H153ZM220 44V43H219ZM235 44V43H234ZM233 44V47L235 49V46ZM247 44V43H246ZM263 44V42H262ZM58 45V46H57ZM76 45H73V46H76ZM81 45V46H82ZM102 45V44H101ZM112 45V46H111ZM145 44L143 43V46ZM156 45V44H155ZM227 45V44H226ZM231 45V44H230ZM242 45V44H240ZM57 46V47H56ZM71 46V45H70ZM72 46V47H73ZM80 46V51L81 47ZM135 46V44H134ZM141 46V44H140ZM264 46V44H263ZM101 47V46H100ZM111 47L114 49L112 50ZM136 47H134V50L137 49ZM152 47V46H151ZM174 47V46H173ZM219 47V45H218ZM225 46H221V48H223ZM227 47V46H226ZM225 47V48H226ZM230 47V46H229ZM247 47V46H246ZM246 47H243V48H246ZM262 47V46H261ZM140 48V47H139ZM138 48V49H139ZM172 48V47H171ZM214 48V47H213ZM220 48V47H219ZM223 49L226 50V49ZM240 48V47H238ZM237 48V49H238ZM143 49V53H144V50H146V55H149L148 52L152 53L150 50H153L155 49L156 50V57L158 58V63L157 65L158 66H161V65H164L165 63L167 64L166 67L168 66L169 67V63L170 61H168L165 56H164V48L163 46H153L149 51L145 48H141L140 50L142 51ZM169 49V47H168ZM216 48H214L215 50ZM218 49V48H217ZM231 50L234 51V49L232 48V46L230 47ZM235 49V50H237ZM241 49V48H240ZM239 49V50H240ZM247 49V48H246ZM249 49V48H248ZM247 49V50H248ZM262 49V48H261ZM77 50V48H76ZM79 50V49H78ZM121 50V51H120ZM139 50V51H140ZM229 50V48H228ZM231 50L228 52L229 56L231 55V53H233V51L231 52ZM238 52L241 54H243L242 52L243 51H239ZM243 50V49H242ZM250 50V49H249ZM264 50V49H262ZM73 51V50H72ZM84 51V50H83ZM137 51V50H136ZM138 51V52H139ZM217 53L219 52V50H216ZM221 51V50H220ZM169 52V51H168ZM210 52V51H209ZM213 52V51H212ZM227 52H225L227 54ZM235 52V51H234ZM237 52V53H238ZM249 52V51H248ZM248 52L247 55H248ZM59 53H60V50H59ZM77 54V53H76ZM87 54V53H86ZM220 54V52H219ZM225 54V55H226ZM250 54V52H249ZM252 54V53H251ZM81 55V56H80ZM82 55H85L83 52H79L78 51V56L83 57L85 58L84 56ZM171 55V54H170ZM210 55V54H209ZM213 55V54H212ZM211 55V56H212ZM215 55L217 56L218 54L215 53ZM214 55V58L217 60L219 58V56L215 57ZM222 55V54H220ZM235 55V53H234ZM7 56V55H6ZM77 56V57H78ZM224 56V54H223ZM222 56V57H223ZM232 56V55H231ZM230 56V57H231ZM236 56V55H235ZM243 57L245 55H242ZM61 57V56H59ZM75 57V56H74ZM106 58L108 57V60L106 59V65L104 67H102L103 65V60L102 58ZM135 57V59H134ZM194 57V56H193ZM197 57V56H196ZM228 56H226L224 59H227ZM239 57L240 54H239ZM249 59H251L250 56H248ZM254 57V56H253ZM6 58H8V60H10V58L7 56ZM62 58V57H61ZM122 58V57H121ZM133 58V59H132ZM232 59L234 57H231ZM230 58L227 59L229 60V63L230 61L232 60ZM247 58V57H246ZM18 59V60H17ZM79 59V58H78ZM82 59V58H81ZM89 59V58H87ZM172 59V58H171ZM194 59V58H193ZM207 59V58H206ZM212 59V57H211ZM210 59V60H211ZM214 62H218V61H215ZM239 59L240 61V58H237ZM244 59V58H243ZM248 59V58H247ZM255 59V58H254ZM7 60V61H8ZM12 60V59H11ZM154 62L156 61L154 58H153ZM191 60V59H190ZM209 60V58L207 59ZM234 60V59H233ZM236 60V58H235ZM234 60V61H235ZM242 60V58H241ZM264 60V59H263ZM4 61V60H3ZM6 61V62H7ZM14 61V60H13ZM87 61V60H86ZM89 61V60H88ZM188 61V60H187ZM195 61V60H193ZM192 61V62H193ZM201 61V60H200ZM206 61V60H205ZM203 61V62H205ZM224 63H226L225 60H223ZM222 61V63H223ZM233 61V62H234ZM238 61V60H237ZM236 61V62H237ZM246 63H248L246 61V59L244 60ZM257 61V60H256ZM40 62V61H39ZM173 62V61H172ZM177 62V60H176ZM197 62V60L195 61ZM207 62V61H206ZM209 62V61H208ZM211 62H213L211 60ZM213 62V63H214ZM220 62V61H219ZM26 63V65H27ZM194 63V62H193ZM202 63V62H201ZM214 63V65H215ZM220 62V64H222ZM222 64L224 65L225 67V64ZM232 63V62H231ZM252 63V62H251ZM156 64V62H155ZM171 64V63H170ZM175 66H176V63H174ZM195 64V63H194ZM210 64V62H209ZM253 64V63H252ZM21 65V64H20ZM25 65V64H24ZM83 67L81 68L80 67ZM196 65V64H195ZM221 65V66H222ZM233 65V64H232ZM264 65V64H262ZM44 66V65H43ZM173 66V65H171ZM190 66V65H189ZM211 66H213V64L211 63ZM218 66V65H217ZM235 66V65H234ZM11 67V66H10ZM9 67V68H10ZM28 67V66H27ZM26 67V68H27ZM41 65L37 68L40 69ZM45 67V66H44ZM125 68L127 70V72H133L132 75H133V79L128 81L127 80V74H124L125 75H121V80H119V84L121 85L119 87V84H117L116 82L118 80H115L116 76L118 75V73H116V69L118 68H121L120 70H122L123 68ZM167 67V68H168ZM174 67V66H173ZM172 67V68H173ZM179 67V66H177ZM200 67V66H199ZM209 67V68H208ZM250 67V66H249ZM13 68H16V67H13ZM12 68V69H13ZM21 68V67H20ZM43 68V67H42ZM166 68V69H167ZM170 68V67H169ZM189 68V67H188ZM198 68V66H197ZM201 68H203V71L206 72L208 74V78L207 80H203V78H198V79H194V81L196 80L197 84L194 85V89H204L205 90V94H204V97L203 99L207 100V101H214V102H211V104H203L205 106H203L201 104V106H203V110H209L210 106L212 108H214L216 111L217 110H220V112H224L223 109H226V107L228 108L230 106L229 103H231L233 101L234 98H232V101L229 100L228 104L229 106L227 105L225 107V102H223V98L221 96L219 97H216L215 96V100L214 98L212 97V95H214V92L217 91L218 89H220L218 87V89H216V87L220 84V86L226 84L224 82H227V79L226 78H223L225 75H222L219 71H217L216 69H214L216 71V74L215 72H213L212 70V67L210 69V66H207L206 63L205 65L203 64V66H201ZM200 68V70H201ZM221 68V67H220ZM226 68V67H225ZM237 68V67H236ZM255 68V66H254ZM259 68V67H258ZM2 69V68H1ZM139 69V68H138ZM162 69H163V66H162ZM165 69V70H166ZM238 69V68H237ZM16 70V69H15ZM18 70V69H17ZM42 70V71H44ZM125 70V71H126ZM133 70V71H132ZM168 70V69H167ZM170 70V69H169ZM168 70V71H169ZM187 70V68H186ZM192 70V69H191ZM226 70V69H225ZM234 70L235 67H234ZM233 68L232 70H230V73H232L233 71ZM245 70V69H244ZM251 70V69H250ZM27 71V70H26ZM124 71V69H123ZM122 71V72H123ZM182 71V70H181ZM232 71V72H231ZM247 71V70H246ZM258 71V70H257ZM257 71H253V73H256ZM121 72V71H120ZM119 72V73H120ZM121 72V74H123ZM166 72V71H164ZM170 72V71H169ZM235 72V71H234ZM233 72V73H234ZM46 73V72H45ZM185 73V72H184ZM199 73V72H198ZM206 73H204V75H207ZM232 73V74H233ZM249 73V72H248ZM247 73V74H248ZM117 74V75H116ZM215 74V75H214ZM236 74V73H234ZM246 74V73H245ZM41 75V74H40ZM120 75V74H119ZM119 75H118V78H119ZM167 75L166 74V78H167ZM218 78H223L224 81L222 83L219 82L220 79H216L215 77ZM251 75V74H250ZM255 75V74H254ZM183 76V75H182ZM185 76V75H184ZM199 76V75H198ZM214 76V78L216 80H218V85H217V81H216V86L213 87L211 85L212 82H208V81H212L213 78L210 79V77ZM233 77V75H231ZM253 76V75H252ZM130 77V75H129ZM226 77V76H225ZM256 77V76H255ZM158 78V77H157ZM235 78V77H234ZM39 79V77H38ZM117 79V78H116ZM141 79V80H140ZM229 79V78H228ZM250 79V78H248ZM253 79V78H252ZM180 80V79H179ZM222 80V79H221ZM220 80V81H221ZM226 80V81H225ZM259 79H257L258 81ZM141 81V82H140ZM192 81V80H191ZM232 81V80H231ZM229 80V82H231ZM254 81V80H253ZM260 81V80H259ZM135 82V83H134ZM181 82H184V81H181ZM180 82V83H181ZM251 82V81H249ZM256 82V81H255ZM213 83V85H214ZM234 83L236 82H233V86L234 88H238L235 87ZM261 83V82H260ZM83 84V85H82ZM182 84V83H181ZM180 84V85H181ZM231 84V83H230ZM249 84V83H248ZM254 84V83H253ZM79 85V86H80ZM185 85V84H184ZM188 85V84H187ZM238 85V84H236ZM250 85V84H249ZM33 86V85H32ZM80 86V87H81ZM84 86V87H85ZM164 85H162L161 87H163ZM221 86V87H222ZM226 86V85H225ZM231 87H233L232 85H230ZM252 86V85H251ZM257 86V85H256ZM83 87V88H84ZM243 87V86H242ZM261 87V86H260ZM27 88H29V91L30 90V87L28 86ZM33 87H31L32 89ZM183 88V87H182ZM227 88L228 85H227ZM239 88H240V85H239ZM2 89V88H1ZM185 89V88H184ZM192 89V87H191ZM223 89V88H221ZM220 89V92L221 93V90ZM230 89V88H229ZM242 89V88H240ZM253 89V88H252ZM257 89V88H256ZM27 90V89H26ZM154 90H155V87L154 89L152 88L151 90L149 91H145V89L140 92V94L138 95V98L137 100L141 102V104L143 106H148V104H152L154 102V99H153V94H154ZM181 90V89H180ZM196 90V91H198ZM225 90V89H224ZM244 90V91H243ZM243 90H239L236 91L237 92H240L242 96V98L244 99L245 97L248 96L249 92L247 95H244L242 94L241 91H243V93H245V88ZM28 91V90H27ZM28 91V92H29ZM201 91V90H200ZM229 91H233V90H229ZM235 91V90H234ZM250 91V90H248ZM32 92L33 94H41L39 92V88L38 89H32ZM136 92V91H135ZM223 92V91H222ZM247 92V91H246ZM10 93V92H9ZM138 93V92H137ZM180 93V91H179ZM191 93V91H190ZM227 93V92H226ZM236 93V92H235ZM251 93V91H250ZM95 94V93H94ZM101 94V95H100ZM186 94V93H184ZM192 94V93H191ZM217 94V93H216ZM231 94V92H230ZM234 94V92H233ZM232 94V95H233ZM239 95V93H236ZM246 94V93H245ZM255 94V93H254ZM5 95V94H4ZM119 95V97H118ZM160 95V94H159ZM180 95V94H179ZM188 95V94H187ZM220 95V94H219ZM235 95V94H234ZM252 95V93H251ZM97 96V94H96ZM95 96V97H96ZM129 96V95H128ZM218 96V95H217ZM227 96V95H226ZM231 96V95H230ZM236 96V95H235ZM234 96V97H235ZM245 96V97H244ZM257 96V94H256ZM255 96V97H256ZM42 97L45 98V101H46V105L47 106H50V107H53L51 102L52 100L54 99V94L53 93H45L42 95ZM186 97V96H185ZM229 97V96H228ZM237 97V96H236ZM235 97V99H236ZM241 97V96H239ZM249 97V96H248ZM252 97V96H251ZM249 97V98H251ZM29 98V97H28ZM116 98V99H117ZM183 98V97H182ZM190 98V97H188ZM193 98V97H192ZM195 98V97H194ZM254 98V97H253ZM257 98V97H256ZM27 99V98H26ZM30 99V98H29ZM28 99V100H29ZM100 99V100H102ZM136 99V97L134 98V100ZM158 99V98H157ZM184 99V98H183ZM239 99V98H238ZM20 100V99H19ZM96 99V101H98ZM193 100V99H192ZM240 101L242 99H239ZM238 100V101H239ZM256 100V99H255ZM30 101V100H29ZM28 101V102H29ZM33 101V100H32ZM114 101V99H113ZM194 102L197 101V100H193ZM245 101V100H244ZM69 102V101H68ZM73 102V101H72ZM70 102V103H72ZM93 102V101H92ZM118 102V101H116ZM136 102V101H135ZM139 102V103H140ZM184 102V101H183ZM187 102V100L185 101V103ZM199 102V101H198ZM204 102V100H203ZM247 99H246V101ZM251 102V101H250ZM249 102V103H250ZM261 102V101H260ZM34 103V101L32 102ZM38 103V102H37ZM68 103L67 104V107L72 111L71 113L76 115L75 112L73 111H78V109L72 105ZM98 103V102H97ZM107 103V102H106ZM112 103V102H111ZM114 103V102H113ZM119 103V102H118ZM138 103V104H139ZM196 103V102H195ZM242 103H243V100H242ZM241 103V104H242ZM35 105H39L40 104H36L34 103ZM74 104V103H73ZM76 104V102H75ZM110 104V103H109ZM183 104V103H182ZM189 105H191L190 103H188ZM187 104V105H188ZM240 104V103H239ZM257 104V103H256ZM255 104V105H256ZM262 104L261 107H262V110L260 109V112L258 113L257 112V109H256V112L258 113V117H256V122H258V128L260 129L258 131V134H255L257 133V130L256 132L253 134L252 136V139L253 137L255 136V139L256 141H253L254 143H257V144H260L262 145V147L264 146V103H260ZM90 105V104H89ZM101 105V104H100ZM106 105V104H105ZM133 105V104H132ZM188 105V106H189ZM193 105V103H192ZM200 105V104H199ZM199 105H196L197 107H199V109L201 108ZM250 105V104H248ZM247 105V106H248ZM252 105V104H251ZM42 106V105H41ZM40 106V107H41ZM45 106V105H44ZM43 106V107H44ZM82 106V105H79V107ZM96 106V105H95ZM125 106V105H124ZM136 106V105H134ZM177 106V105H176ZM195 106V104L193 105L192 107V114L194 115V112L193 111V108H197ZM238 106V105H237ZM46 107V106H45ZM78 107V108H79ZM259 107V108H261ZM49 108V107H48ZM61 108V107H60ZM86 108V107H85ZM96 108V107H95ZM135 110H136V107H134ZM138 108V107H137ZM188 108H191V107H187ZM194 108V110H196ZM231 108H234V106ZM239 107H235V109ZM255 108V107H254ZM257 108V107H256ZM52 109V108H49V110ZM81 109V108H80ZM79 109V110H80ZM90 108H87L85 109V111H83L85 114L88 115V113L90 112L91 114H89V116H95V115H92V109L89 110ZM94 109V108H93ZM178 109V108H177ZM198 109V110H199ZM200 109V112L201 110ZM211 109V108H210ZM212 109V110H214ZM230 109V108H228ZM226 109V111L228 110ZM251 109V107H250ZM61 110L65 111V108H61ZM134 110V109H132ZM140 110V109H138ZM142 110V109H141ZM191 110V109H190ZM211 110V111H212ZM236 110V111H237ZM240 110V109H239ZM62 111V112H63ZM210 110L207 111L208 113L211 112ZM242 111V110H241ZM239 111V114L240 112ZM248 111V110H247ZM55 112V111H54ZM81 112V111H80ZM107 112V111H106ZM132 112V111H131ZM187 112V111H186ZM206 112V113H207ZM215 111H212V113H214ZM219 112V113H220ZM231 112V111H230ZM238 112V111H237ZM236 112V113H237ZM255 111L254 113L257 114ZM66 113V112H65ZM109 113V112H108ZM141 113V111H140ZM197 113V112H195ZM217 113V112H216ZM228 113V112H227ZM254 113H251L252 115ZM60 114V113H59ZM78 114V113H77ZM143 114V113H142ZM191 114V115H192ZM199 114V112L197 113ZM204 114V112L202 113ZM229 114V113H228ZM227 114V116H228ZM235 114V113H234ZM97 115V114H96ZM210 115V114H209ZM208 114L207 116L210 117ZM215 115V114H214ZM221 115V114H220ZM224 114L222 113V116ZM231 114H229L230 116ZM242 115V113H241ZM237 114L232 115L231 119L235 120V119H239L241 118L242 116ZM247 115V114H246ZM189 115L186 114V117H188ZM197 117H199L198 115H196ZM195 116V117H196ZM201 116V115H200ZM205 116V115H203ZM205 116V117H207ZM218 116V115H217ZM226 116V117H227ZM243 116H245L243 114ZM249 114L246 116L248 118ZM257 116V115H254V117ZM128 117V116H127ZM183 117V116H182ZM185 117V116H184ZM185 117V118H186ZM191 117V116H190ZM194 117V116H192ZM213 117V115H212ZM221 116H219L220 118ZM225 117V118H226ZM246 117H244L243 119L245 120ZM201 118V117H200ZM229 117H227L226 119L228 120ZM250 118H252V116L249 117V120ZM165 119V118H164ZM163 119V120H164ZM183 119V118H182ZM198 119V118H197ZM204 119V117H202V120ZM206 119V118H205ZM208 119V118H207ZM212 119V118H211ZM216 119V118H215ZM222 119V118H221ZM226 119H224L226 121ZM254 119V118H253ZM260 120L257 121V120ZM162 120V121H163ZM185 120L186 119H183V122L185 124ZM192 121H195V118H191ZM200 120V119H199ZM209 120V119H208ZM214 120V119H213ZM219 120V119H218ZM224 120H222L224 122ZM230 120V119H229ZM228 120L227 122V127L229 126V129L230 127L233 125L230 126L228 125V123L230 122ZM188 121V120H187ZM190 121V120H189ZM189 121L187 122L189 124ZM210 121V120H209ZM236 121V120H235ZM235 121L234 124H235ZM240 121V120H239ZM169 122V120H168ZM182 122V123H183ZM196 122V121H195ZM200 122V121H199ZM202 122V121H201ZM206 122V121H205ZM208 122V121H207ZM214 122V121H213ZM212 122V123H213ZM216 122V121H215ZM218 122V121H217ZM220 122V121H219ZM232 122V121H231ZM231 122L229 124H231ZM255 122V121H253ZM209 123V122H208ZM241 123V122H240ZM93 123H91L92 125ZM171 124V123H170ZM178 124V123H177ZM194 124V123H193ZM205 124V123H203ZM202 124V125H203ZM217 124V123H216ZM238 124V123H236ZM242 124V123H241ZM253 124V123H252ZM251 124V125H252ZM255 124V125H256ZM95 125V124H94ZM168 125V124H167ZM186 125V124H185ZM185 125H184V128H185ZM206 125V124H205ZM220 125V124H219ZM218 125V126H219ZM225 125V124H223ZM240 125V124H239ZM121 126V125H120ZM123 126V125H122ZM177 127L179 125H176ZM183 125H181L180 127H182ZM200 126V125H197V127ZM211 126V124L209 125ZM215 126V124H214ZM212 126V127H214ZM217 126V125H216ZM236 126V125H235ZM242 126V125H241ZM191 127V125L189 126ZM195 127V126H194ZM193 127V128H194ZM201 127V126H200ZM206 127V126H205ZM211 127V128H212ZM221 128V125L219 126ZM176 128V127H175ZM183 128V129H184ZM188 128V127H187ZM202 128V127H201ZM218 128V127H217ZM224 128V127H223ZM222 128V129H223ZM234 128V127H233ZM177 129V128H176ZM182 129V131H183ZM189 129V128H188ZM192 129V128H191ZM226 129V127L224 128ZM193 130V129H192ZM196 131L199 130V129H195ZM212 130H215V128H212ZM217 130V129H216ZM228 130V129H227ZM225 130L223 133L225 134V132L227 131ZM239 130V128H238ZM250 130V128H249ZM58 131L62 132V134L64 133L65 135L68 136L69 138V141H70V144L69 146L71 148H73V152L71 153L70 155V160L71 163L69 164L68 168H67V171H65L66 173L63 174V172L61 170H63L62 167H60V174L59 176L56 174V165H55V157H56V150L54 149V142L56 140V134L58 133ZM173 131V130H172ZM175 131V130H174ZM187 131V130H186ZM185 131V133H186ZM204 131L203 129H201V132ZM208 134L209 133V128H208ZM211 131V130H210ZM229 131V130H228ZM231 131V130H230ZM252 131V130H251ZM188 132V131H187ZM191 132V131H190ZM189 132V133H190ZM212 132V131H211ZM216 132V131H215ZM247 132H250L247 130ZM246 132V134H247ZM177 133V131H176ZM223 133H220V134H223ZM228 133V132H227ZM238 133V132H236ZM235 133V134H236ZM245 133V132H244ZM114 134V133H113ZM178 134H180V132H178ZM182 134V133H181ZM192 133L188 134V138L186 140H189V138L191 139L192 137H190L189 135H191ZM202 136H203V133H201ZM207 134V132L205 133V135ZM207 134V135H208ZM214 134V132H213ZM219 134V133H218ZM232 133H230L229 135H231ZM176 135V134H175ZM187 135V133H186ZM185 135V136H186ZM225 135H228V134H225ZM240 135H242L240 133ZM251 135V134H249ZM248 136V138H250L251 136ZM178 136V135H177ZM194 136V135H193ZM219 136V135H218ZM222 136V135H221ZM224 136V135H223ZM234 136V134H233ZM243 136V135H242ZM257 136V138H256ZM182 137H184L182 135ZM207 137V136H206ZM220 137V136H219ZM229 137V136H228ZM232 137V136H231ZM239 137V136H238ZM245 138H247L246 136H244ZM223 138V137H222ZM225 138V137H224ZM219 139V145H221V148L220 147H216L220 148V156H219V159L221 156L224 157V159L227 161V164L229 163V166L232 168L231 170H233L232 172V175L234 173V175L238 177H242V183L240 178V182L237 181V183L235 184H232L231 182H228V178L226 177H222L220 176V174H218L219 176L216 178L214 177H209V176H204L202 181H201V178L197 175V173L194 171L196 170V166H193V164L190 163V161L187 163L185 162H182L180 161V165H179V169L183 172V174H186L188 175L189 177L191 178H194L196 179L203 187H206L207 189H210L212 188V190L214 191V193L221 198L222 201H224L225 203H227L229 206H231L232 208L234 207L235 209H238V212H239V209L242 210L244 213H246V215H249V216H252L254 219H256V221L258 220L259 223L261 224H258L261 228L264 229V204H263V201H264V157L263 156H259V155H256V156H253L252 158H249V160L246 162V166H251L250 171H242V166L244 164V162L241 161L240 159V155H235V153L232 151L230 153V150L229 152L227 153L226 151H228L229 148H232V147H238L239 151H241V147H242V142L243 141H246L245 140H242V139H239L237 140L235 137V139ZM227 138V137H226ZM174 139V138H173ZM176 139V138H175ZM182 139V138H181ZM194 139V137L192 138ZM198 139V138H197ZM208 139V138H207ZM215 139V138H214ZM185 140V141H186ZM210 140V139H209ZM208 140V141H209ZM218 140V139H217ZM250 140V139H249ZM68 141V139H67ZM130 141V140H129ZM177 141V140H176ZM197 142V140H195ZM199 141V140H198ZM133 142V141H132ZM178 142V141H177ZM188 142V141H186ZM194 142V141H193ZM201 142H203L201 140ZM215 142H217L215 140ZM251 142V143H253ZM175 143V142H174ZM192 143V142H191ZM205 143V142H204ZM203 143V144H204ZM211 143V142H210ZM117 145L119 147V149H121L122 147H126L124 145H121V144H118L116 142H113V141H109L105 138H101V137H98V136H95L87 131H84L82 129H79L77 127H73V126H69V125H63V124H60L58 123L57 121L51 119L50 117L48 116H43V115H39V114H36V113H33V112H30L28 110H24L20 107H17V106H14V105H11V104H8V103H5L4 101L2 102L0 100V251H4V255L0 254V264H111L108 260H107V256H111L112 254H114L116 251L118 250H127L130 249V248H135L136 249H141L140 246L138 247V243L134 244L132 247H130V245L128 246V241L126 239H128V237H132L134 234V232L128 230V227H130V225L128 224L129 223V217L126 218V214H124L123 210H122V198L117 195L115 192H114V188L111 187V186H108V183L109 181L113 179H118L119 177H121L122 175L124 177H121V178H124L126 180H128V175L131 174L134 176V179L136 180L138 178V176H141V174L137 171H135V169L138 167L134 166L136 164H134V160H130V158H127V160H123V161H114L111 157V153H112V150L111 148L108 146L109 145ZM198 144V143H197ZM201 144V143H200ZM256 144V145H257ZM184 145H185V142H184ZM188 145H191L190 143ZM205 145V144H204ZM212 145V144H211ZM210 145V146H211ZM213 145H215V143H213ZM217 145V144H216ZM67 146V145H66ZM116 146V147H117ZM138 146V145H137ZM192 147V146H191ZM197 148L199 149L198 147L199 146H193L192 148L194 149ZM229 147V148H228ZM260 147V145H259ZM128 148V147H127ZM144 148V147H143ZM191 148V149H192ZM134 149H136V146L134 147ZM146 149V148H145ZM153 149V148H152ZM77 152H76V151ZM127 150H130V149H127ZM132 150V149H131ZM207 150V149H206ZM214 150V149H213ZM216 152H217V149H215ZM264 150V149H263ZM133 151V150H132ZM149 152H151V154H155L154 151H151V150H148ZM196 151V150H195ZM262 151V150H260ZM191 152V151H190ZM264 152V151H262ZM84 155H83V154ZM114 153V152H113ZM212 153H214L212 151ZM218 153V152H217ZM234 153V154H233ZM145 154V153H144ZM143 154V155H144ZM143 155H141L143 157ZM160 155V154H159ZM248 155V154H247ZM250 155V154H249ZM248 155V156H249ZM146 156V155H144ZM178 156V155H177ZM211 156V155H210ZM121 157V156H120ZM123 157V156H122ZM121 157V160L123 159ZM209 157V156H208ZM125 158V157H124ZM146 158V157H145ZM144 158V160H145ZM177 158V157H176ZM182 158V156H181ZM198 158V157H197ZM83 159L86 160V163H83ZM153 159V158H152ZM180 160V156L179 158H177ZM223 159V158H222ZM230 159V161L228 160ZM83 160V161H82ZM137 160V158H136ZM161 160V159H160ZM208 160V159H207ZM221 160V159H220ZM260 164L262 163L263 165L260 166L263 168H261L260 170H258L259 168H256V163H259ZM178 162V160H177ZM220 162V161H219ZM124 163H125V166H124ZM147 163V162H146ZM156 163V162H155ZM134 164V165H133ZM222 164V163H221ZM225 164V163H224ZM139 165V164H138ZM201 165V164H200ZM199 165V166H200ZM244 165V166H245ZM198 166V165H197ZM223 166V164L221 165ZM258 166V164H257ZM259 166V167H260ZM141 167V166H140ZM159 167V166H158ZM227 167V165L225 166ZM142 168V167H141ZM228 168V167H227ZM83 169H86L88 172H92L93 174H95L94 178L91 179L88 176H84V177H79L81 172L83 171ZM138 169V168H137ZM229 169V168H228ZM143 170V169H142ZM226 170V169H225ZM244 170V169H243ZM139 171V170H138ZM145 172V171H144ZM231 171L229 170V174ZM148 173V172H146ZM145 173V174H146ZM199 173V172H198ZM227 173V172H226ZM227 173V175H228ZM260 173V174H259ZM108 174V175H107ZM161 174V173H160ZM222 174V173H221ZM144 175V173H143ZM142 175V177H143ZM226 175V174H225ZM230 175V177L232 176ZM146 176V175H145ZM168 176V175H167ZM166 176V179L163 177V175H158L159 178L155 179L156 177L153 176L154 178V184L156 183H161L162 185V188L164 190L162 195L160 197H163L164 196L169 200H171L172 198V190H170V186L173 185V187L175 185H183L184 181L188 180L184 175H182L181 173L179 172H176V180L174 181H177V183H172L170 184L173 180L170 178L168 179ZM214 176V175H212ZM235 176V179H237ZM131 178V177H130ZM234 178V177H233ZM169 180V181H168ZM227 180V181H226ZM131 181V180H129ZM140 181V180H139ZM139 181H136L137 184ZM171 181V182H170ZM233 181V180H231ZM141 182V181H140ZM116 184V183H115ZM131 184V183H130ZM191 184V183H189ZM110 185V184H109ZM140 185V183H139ZM124 186V185H123ZM187 186V185H186ZM194 187V186H193ZM210 187V188H209ZM118 189V188H117ZM141 189V188H140ZM157 189V188H156ZM158 190V189H157ZM161 192V191H160ZM177 192V191H176ZM185 193H187L185 190H184ZM188 194V193H187ZM143 195L145 196V198H147L146 200H148V195L146 194V192L143 190ZM182 196V195H181ZM256 196L259 198V200H257ZM262 196V197H260ZM183 197V196H182ZM16 200L19 201V203H15ZM206 200V198H205ZM203 200V201H205ZM210 200V199H208ZM149 201V200H148ZM165 201V199H164ZM207 201V200H206ZM170 203V202H169ZM201 203V202H200ZM214 203V202H213ZM212 203V204H213ZM187 204V203H186ZM214 205V204H213ZM38 207L37 209L34 207ZM169 206V205H168ZM175 206V205H174ZM208 207V205H207ZM172 208V207H171ZM217 208V207H216ZM176 209V208H175ZM187 209L191 212L195 214L196 218H197V224H199V227L201 228L202 226V223L205 222V221H210L212 224H213V227L214 229L219 232L216 234H222L220 233L222 230V228H226L229 224L230 226L232 227H235V228H239L242 230V232L238 233L239 234V238L237 240V237L235 240L231 241L229 240L228 236L225 237V240L227 239L228 241H231L229 243V249L228 251H226V256L225 257H229L230 260L228 259V262H232L233 264H252L257 258L259 257H262L264 258V252H262V254H260L261 252L257 251L256 249L252 250L249 249V246L251 245V243H247L248 239L251 240L252 238L255 239L257 241L258 244L260 245H264V239L260 236H258V238H256L254 236L255 232L252 231L251 229H249L246 225H244L242 222H240L238 219H235L231 218L233 217L231 215V217L227 220L228 222H224L222 221L221 225H219L220 223V219H222V215L221 216H218L216 213L212 212V211H209L210 209H207L205 208V205L203 204H200V205H197L195 202L191 203L189 202L186 206V211ZM213 209V208H212ZM219 209V208H218ZM166 210V209H165ZM221 211V210H220ZM166 212V211H165ZM241 212V211H240ZM146 213V212H145ZM167 213V212H166ZM177 213V212H176ZM164 214V213H163ZM243 214V213H242ZM144 215V214H143ZM142 215V216H143ZM156 215V214H155ZM139 216V215H138ZM167 216V214L165 215ZM229 216V214H228ZM168 217V216H167ZM225 217V216H223ZM248 217V216H247ZM149 218V217H148ZM145 219V218H144ZM261 222H260V221ZM134 221V220H133ZM160 221V220H159ZM196 221V219H195ZM253 221V220H252ZM101 222H103V224H101ZM149 222V220H148ZM151 222V221H150ZM162 222V221H161ZM131 223V222H130ZM207 223V222H205ZM229 223V224H227ZM167 224V223H166ZM189 224V223H188ZM209 225V223H207ZM206 224V225H207ZM44 225L45 226H49L48 229H51V231L49 230V232L44 235L43 234V230H44ZM151 225V223H150ZM164 224H161V228L162 230H166L164 228ZM190 225V224H189ZM229 226V227H230ZM150 227V226H149ZM153 227V226H152ZM151 227V228H152ZM160 227V226H159ZM166 227V226H165ZM198 226H196L197 228ZM227 227V228H229ZM154 228V227H153ZM152 228V229H153ZM194 228V229H196ZM198 228V229H200ZM203 228V226H202ZM151 229V230H152ZM155 230H153L154 232L157 230L156 227L154 228ZM159 229V228H158ZM190 229V228H189ZM198 229L195 230V235L197 236L196 233H198ZM238 229V230H239ZM203 230V229H202ZM200 230V231H202ZM53 231V232H52ZM230 231V230H229ZM51 232V233H50ZM163 232H167V231H163ZM162 232V234H163ZM185 232V231H184ZM194 232V230H193ZM232 232V231H230ZM229 232V233H230ZM254 232V234H252ZM152 233V232H151ZM159 233V232H158ZM157 233V234H158ZM203 233V232H201ZM207 231V234H203L204 238L206 239L205 243L209 241H212L213 239V236L211 233H209ZM226 233V232H225ZM224 233V234H225ZM154 234V233H153ZM156 234V232H155ZM155 234H154V237H155ZM160 234H161V231H160ZM161 234V235H162ZM168 234V233H167ZM178 234V233H177ZM194 234V233H193ZM192 234V235H193ZM227 234V233H226ZM231 234V233H230ZM233 234V233H232ZM159 235V234H158ZM174 235V234H173ZM172 235V236H173ZM193 236L195 239L196 236ZM234 235V234H233ZM232 235V236H233ZM237 235V233H236ZM139 236V235H138ZM167 235H165L166 237ZM199 237L202 236V235H198ZM202 236V238H203ZM221 236V237H223ZM231 236V237H232ZM243 236V237H242ZM246 236V238H244ZM152 237V236H151ZM161 237V236H160ZM197 238V237H196ZM201 238V237H200ZM202 239L203 242L205 239ZM216 238V237H215ZM235 237L233 236V239ZM155 239V238H154ZM162 240V238H160ZM192 239V237H191ZM192 239V240H193ZM219 239V238H218ZM222 239V238H221ZM224 239V238H223ZM135 240V238H134ZM153 240V239H152ZM191 240V241H192ZM198 240V239H196ZM201 240V239H200ZM201 240V241H202ZM247 240V241H246ZM133 241V239H132ZM171 241H172V237H171ZM199 241V242H201ZM224 241V240H222ZM221 241V243H222ZM245 241V242H244ZM252 241V240H251ZM101 242H104V243H108L109 246L108 247H102L101 245H99V243L101 244ZM129 242L131 243V241L129 240ZM189 242V240H188ZM197 242V241H196ZM196 242L194 240L193 243H195L194 245H196ZM219 242V241H218ZM217 242V243H218ZM133 243V242H132ZM164 243V242H163ZM177 243V242H176ZM198 243V242H197ZM215 242L216 245H219L220 246V243L217 244ZM226 243V242H225ZM255 243V242H254ZM256 243V244H257ZM174 244V243H173ZM188 244V243H187ZM190 244V242H189ZM201 244V243H200ZM214 244V245H215ZM224 243H222L223 245ZM257 244V245H258ZM193 244L191 243L190 247L192 246ZM255 245V246H257ZM105 246V245H103ZM174 248L175 245H173ZM182 246V245H181ZM187 246V245H186ZM189 246V245H188ZM202 246V245H201ZM203 246H206V245H203ZM209 246V244H208ZM254 246V245H253ZM196 247V246H195ZM218 247V246H217ZM216 247V248H217ZM228 247V246H227ZM205 248H208L207 246ZM204 248V249H205ZM222 248V247H221ZM177 249V248H176ZM182 249V247H181ZM191 249V248H190ZM194 248L191 249V251L193 250ZM199 250H196L198 252H200V248H198ZM219 249V248H218ZM185 252L188 250V247H187V250L184 249ZM183 250V252H184ZM206 250V249H205ZM204 250V251H205ZM209 250V249H208ZM217 250V249H216ZM126 251V252H127ZM167 250H165L164 252H166ZM176 252H178V250H175ZM190 251V250H188ZM190 251V252H191ZM220 252V249L217 250ZM216 251V252H217ZM131 252V251H129ZM159 252V251H158ZM175 252V253H176ZM179 252H180V249H179ZM189 252V253H190ZM203 252V251H202ZM211 252V251H210ZM219 252L216 254L218 256ZM120 253V252H119ZM206 253V252H205ZM209 253V252H207ZM212 253V252H211ZM210 253V254H211ZM188 254V253H186ZM225 254V253H224ZM244 255L246 260H248V262L246 261L243 262L242 260L239 259V256L240 255ZM124 255H125V252H124ZM160 255V254H159ZM165 255V254H164ZM180 254H178V257H179ZM208 255V254H206ZM215 255V254H214ZM241 255V256H242ZM113 256V255H112ZM128 256V255H127ZM131 256V255H130ZM167 257V254L165 255ZM173 256V255H172ZM189 256V255H187ZM161 257H163L161 255ZM171 257V256H170ZM170 257L168 256L169 259V262H170ZM127 258V257H126ZM140 258V257H139ZM151 258V257H150ZM165 258V257H164ZM200 258H203V256H201ZM213 258V257H212ZM211 258V260H212ZM215 258H217L216 256L214 257V260H216ZM248 258V259H247ZM134 259V258H133ZM163 258H161V261H162ZM175 258H173L174 260ZM187 259H189V257H187ZM110 260V259H109ZM121 260V259H120ZM165 260V259H164ZM183 260V259H182ZM180 258H179V261H182ZM200 260V259H199ZM202 260V259H201ZM264 262V259H262ZM125 261V260H123ZM146 261H147V257H142L140 258L139 261H136L135 262H130V260L128 262L130 263H136L137 264H146ZM175 261V260H174ZM203 261V260H202ZM260 261V260H259ZM114 262V260H113ZM193 262V261H192ZM227 262V263H228ZM162 264H168L166 262H160ZM175 263V262H173ZM172 263V264H173ZM177 263V262H176ZM175 263V264H176ZM186 263L183 261V264ZM194 263V262H193ZM198 264V262H196ZM195 263V264H196ZM201 262L199 261V264ZM206 263V262H205ZM116 264V263H115ZM155 264V263H154ZM178 264H180V262H178ZM207 264V263H206ZM213 264V263H212ZM231 264V263H229ZM257 264V263H255ZM261 264V263H260ZM263 264V263H262Z\"/></svg>",
    "mask_w": 264,
    "mask_h": 264
},
{
    "label": "water",
    "instance_id": "water-1",
    "mask_svg": "<svg viewBox=\"0 0 264 264\" xmlns=\"http://www.w3.org/2000/svg\"><path fill=\"white\" fill-rule=\"evenodd\" d=\"M40 111L43 112V113H45V114L48 115V116L56 117V118H62V119H64V120H67L68 122H70V123L76 125L77 127L84 128V129H86V130H91V129H89V128L83 127V126H81V125L75 123L74 121H72V120H70V119H66V118H64V117H62V116H58V115H56V114H54V113H51V112H48V111H46V110H40ZM203 190H204L205 192H207V193H208V194H209L214 200H216V201H218V202H222V200H221L220 198H218L217 196H215L214 194L208 192V191H207L206 189H204V188H203Z\"/></svg>",
    "mask_w": 264,
    "mask_h": 264
}]
</instances>
